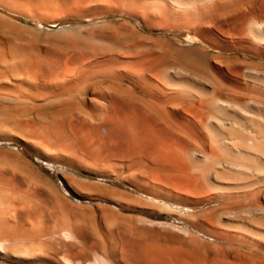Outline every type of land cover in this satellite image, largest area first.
<instances>
[{
	"label": "bare ground",
	"instance_id": "1",
	"mask_svg": "<svg viewBox=\"0 0 264 264\" xmlns=\"http://www.w3.org/2000/svg\"><path fill=\"white\" fill-rule=\"evenodd\" d=\"M0 258L264 264V0H0Z\"/></svg>",
	"mask_w": 264,
	"mask_h": 264
},
{
	"label": "rangeland",
	"instance_id": "2",
	"mask_svg": "<svg viewBox=\"0 0 264 264\" xmlns=\"http://www.w3.org/2000/svg\"><path fill=\"white\" fill-rule=\"evenodd\" d=\"M123 16H121V15H117V14H114V15H111V16H108V17H106V18H122ZM101 19H103V20H105V18H98V19H96L95 21H99V20H101ZM87 22H91L90 20H88ZM24 23H26V21L24 22ZM27 23H29V24H31V25H35V26H37V27H40V26H42V24L41 23H39V22H32V21H27ZM71 23H79V22H77L76 20H71V19H69V20H66L65 22H63L62 23V25H69V24H71ZM60 26V25H59ZM181 32H177L176 34H177V39H178V41H180V39L182 40V43H184V42H186V40H187V36H186V34L185 33H181ZM179 35H181V36H179ZM101 105H103V106H105L106 104L105 103H103L102 101H101ZM90 122H92V123H95L96 122V120L95 119H91L90 120ZM24 151V150H23ZM26 155H27V157L30 159V161H32L33 163H35V165L36 166H38L39 168H40V170L43 172V174H45L46 176H48L50 179H52V181L58 186V187H60L61 188V183H60V178H59V175H60V172L61 171H63L64 170V167H61L60 165H57V164H55V165H53V164H49L48 162H46V161H44V160H41V159H37V157L35 156V155H33V154H31V153H29V152H26L25 153ZM37 162H35V161ZM38 162H39V164H38ZM3 176L5 177V178H11V174L10 173H5V172H3ZM14 181L15 182H18V180L16 179V178H14ZM19 188L21 189V188H23V186H20L19 185ZM19 188L17 189V190H13L12 192H3V194L1 195L2 196V198H3V202L6 204V205H13V202L11 203V201L9 200L10 198V193H12L13 195H15L16 193H19ZM62 189V188H61ZM33 190V189H32ZM31 190V192H32V199L33 200H35L36 198H38V193L36 192V191H32ZM66 195H67V197H68V194L67 193H65ZM69 198V197H68ZM17 201H19L20 202V205H19V214L20 215H24L25 213H26V208L23 206L25 203V200L24 199H17ZM75 201H77L76 199H75ZM39 204L37 203V202H30V207H29V209L31 210V211H37L38 209H39V206H38ZM18 216L19 215H17V218H18ZM21 241H24V240H21ZM0 260H1V258H0Z\"/></svg>",
	"mask_w": 264,
	"mask_h": 264
}]
</instances>
